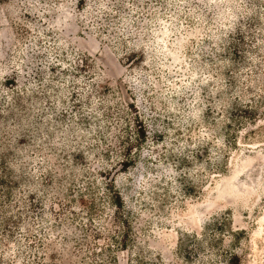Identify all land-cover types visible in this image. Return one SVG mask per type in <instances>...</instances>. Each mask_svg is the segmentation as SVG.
Masks as SVG:
<instances>
[{"label":"rangeland","instance_id":"rangeland-1","mask_svg":"<svg viewBox=\"0 0 264 264\" xmlns=\"http://www.w3.org/2000/svg\"><path fill=\"white\" fill-rule=\"evenodd\" d=\"M0 264H264V0H0Z\"/></svg>","mask_w":264,"mask_h":264}]
</instances>
